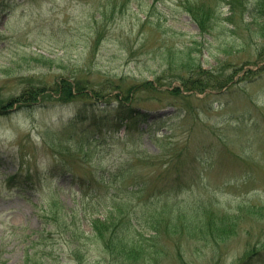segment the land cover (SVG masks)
I'll use <instances>...</instances> for the list:
<instances>
[{"label":"rangeland","instance_id":"1","mask_svg":"<svg viewBox=\"0 0 264 264\" xmlns=\"http://www.w3.org/2000/svg\"><path fill=\"white\" fill-rule=\"evenodd\" d=\"M179 7L0 0V264L117 262L95 220L129 218L147 232L156 220L165 229L164 218L176 225L189 209L201 221L205 211L228 218L234 234L219 245L172 234L145 264H238L249 248L248 260L264 258V74L250 83L236 75L222 92L191 93L179 79H195L193 63L212 75L264 66V20L224 21L230 10L221 3L201 35ZM74 75L85 92L108 96H65L61 77ZM27 92L35 104L8 108ZM120 170L133 173L112 176Z\"/></svg>","mask_w":264,"mask_h":264},{"label":"trees","instance_id":"2","mask_svg":"<svg viewBox=\"0 0 264 264\" xmlns=\"http://www.w3.org/2000/svg\"><path fill=\"white\" fill-rule=\"evenodd\" d=\"M180 5L184 12L189 14L190 19L197 25L201 35L209 34L211 32V24L213 23V20L216 17V14L219 13L213 6L206 5L203 3H191L188 0H180ZM216 2V1H215ZM226 4L230 5L231 9L234 10H247L248 12H251L252 16H255V14L258 15V17L264 19V0H257V2L254 4H251L248 9L246 6H242V2L238 0H223ZM199 4H203L204 6H198ZM218 3H216L217 6ZM151 15H149V18ZM146 22L149 20L148 17H146ZM233 21L234 19H231V17H227L224 19V21ZM96 36L95 44L98 43V41L101 39L100 31L97 28L96 29ZM189 59H179V63L183 66L189 67ZM197 69V70H196ZM200 67L197 66V68L194 69L193 74H195V79L191 83H187L185 79L179 78L182 81V84L189 85V90H200L202 91L205 86L202 80L203 72L199 70ZM76 72V71H74ZM73 72V73H74ZM77 73V72H76ZM208 80H211V77H207ZM67 78H62V82L66 85L67 92H70V87L68 86L69 82L67 81ZM212 83L210 84L211 87H220V83L216 81V79H212ZM77 85V93H83L84 90L81 89L78 82H75ZM116 88V86H114ZM179 88H176L175 92L178 91ZM99 91H96L92 89L91 91H88L89 96L94 97L96 99H104L108 94L105 92V90H102V94L98 93ZM68 94H66L67 96ZM84 95H87L86 93ZM32 96L29 92L24 93L22 95L17 96L14 99L10 100L9 106L11 107L13 104L24 106L25 102ZM114 97H119V94H114ZM35 99V97H33ZM110 109H116V106H112ZM115 111V110H114ZM129 115L127 118H130ZM133 172L125 173L124 171H119L117 173H114L112 176L115 178L123 177L126 174H131ZM79 189H81L80 186H78ZM127 191H131L128 190ZM168 207V206H166ZM169 208V207H168ZM195 210L189 209L188 211L182 210L177 215V223L176 225H173L168 219L164 220L168 224L165 229H163L160 220L153 221L151 223V231L143 232L139 229H137L131 222V220L128 218V220H116V221H109V216H106L102 218L100 221L99 219L95 220V229L99 228L96 232V236L101 241V246L104 250H107L108 253L113 255L117 262H111L110 264H145L147 260H151L150 257H146L144 259V256L147 254H152L155 258L156 255L161 252V254L165 253L162 249H160L159 246L160 240H164V238L171 237L172 234H179L180 240H191L195 239L198 240L200 244L205 245H219L222 243L226 237L229 236V232L232 231H226L225 225L223 226L225 221H229L228 218H221L220 221H217L212 218V213H209L205 211L206 213V220H202L201 213L197 212V215L195 216ZM125 219V218H122ZM189 219L188 221H186ZM234 223V222H233ZM231 223V225L233 224ZM181 227L182 230H178L177 228ZM143 228V227H140ZM63 230L67 231L68 228L64 227ZM147 234L148 237H147ZM181 234V235H180ZM192 244H194L192 242ZM251 251V250H249ZM251 254V252L248 253V256ZM252 255V254H251ZM250 255V256H251ZM246 256L247 258H249ZM247 258H245L242 262H244ZM145 261V262H144ZM241 262V263H242ZM251 264H262L263 259L259 258L256 261H250ZM27 264V263H26ZM29 264V263H28ZM180 264H190L188 261L180 260Z\"/></svg>","mask_w":264,"mask_h":264}]
</instances>
